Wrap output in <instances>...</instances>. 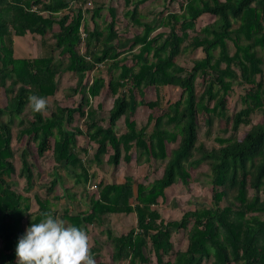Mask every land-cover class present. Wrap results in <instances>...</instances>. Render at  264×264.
Segmentation results:
<instances>
[{"label":"trees","instance_id":"obj_1","mask_svg":"<svg viewBox=\"0 0 264 264\" xmlns=\"http://www.w3.org/2000/svg\"><path fill=\"white\" fill-rule=\"evenodd\" d=\"M148 1L152 0H125L128 24L141 31L121 39L114 8H109L111 22L104 27L98 23L105 6L97 0H0V89L6 100L2 105L0 90V264H17L19 238L32 222L42 219L41 212L54 214L53 201L75 197L72 187H63L58 169L72 176L73 187L87 192L95 177L92 166L117 168L122 162L130 164L134 155L138 162L143 158L163 162L162 176L137 185L131 177L115 183L100 180L86 197L85 211L65 208L61 218L85 227L89 234L90 227L101 229L114 215L134 214L135 226L126 234L101 230L108 236L114 262L138 264L155 257L158 264H264V55L259 53L264 49V0H184L180 12H170L166 5L145 22L139 7ZM205 15L214 21L197 30V21ZM162 28L169 31L152 35ZM27 34L38 39L41 54L17 58L15 38ZM197 50L204 56L187 72L177 58ZM103 66L109 76H92ZM64 72L77 78L71 90V96H79L76 106L58 103V76ZM197 79L204 87L200 94ZM149 87H154L156 100L145 102ZM165 87L180 89V96L139 127L129 114L143 105L164 107ZM236 87L244 90L242 108L230 113L229 97ZM105 91L113 98L107 120L98 115L101 101L97 107L92 104ZM31 95L46 97L50 114L33 112ZM27 109L30 114L22 120ZM256 114L262 120L253 124ZM200 116L207 124V136L215 118L221 120L228 135L216 138L219 148L208 151L199 142ZM122 118L126 130L119 134ZM17 122L21 127L14 137ZM81 136L95 146L92 154L79 145ZM14 138L22 144L18 149L13 148ZM51 140L54 172L45 186L46 196H35L38 208L32 212L30 198L13 188L12 176L18 174L14 159L20 158L21 174L27 187H33L35 164L28 162L32 144L44 157ZM196 151L199 157L194 158ZM202 165L210 170L211 205L165 221L156 206L164 201L166 190L178 183L188 186L190 171ZM59 184L62 196L55 194ZM180 233L187 247L174 252L172 234ZM102 250L101 244L93 243L96 260Z\"/></svg>","mask_w":264,"mask_h":264},{"label":"rangeland","instance_id":"obj_2","mask_svg":"<svg viewBox=\"0 0 264 264\" xmlns=\"http://www.w3.org/2000/svg\"><path fill=\"white\" fill-rule=\"evenodd\" d=\"M170 1V0H169ZM184 0H174L173 2H166V0H157V1H148L145 4L139 7L140 18L142 21L150 22L153 20L155 15L165 9L166 5L169 6L170 12H180L181 5ZM97 4L104 5L105 8L102 11V17L98 18L97 21L100 26L104 27V25L111 22V16L109 13V8H114L116 10V18L119 20V24L117 25V29L119 30L121 39H131L133 35L139 33L141 31V27L133 26L132 24H128V19L125 17L124 13L126 11L125 0H97ZM132 9V6L130 7ZM90 19V15H89ZM214 21V17L205 15L197 21V30H200L207 24H210ZM92 25V22H89ZM55 30H58L57 26H55ZM167 28H162L154 32L152 35H155L160 32H168ZM231 53L234 52V47L232 43H229ZM14 48L16 49L17 58H34L40 56L41 49L39 45V41L37 38H34L30 34H27L24 37H16L14 42ZM136 52V50H135ZM259 53L264 55V49L260 50ZM15 54V55H16ZM127 56V63L131 65V54ZM204 55L201 50L197 51H189L185 54L180 55L177 58V62L179 65L184 67L187 72L191 71L194 65V61L202 58ZM114 71V70H113ZM103 74L105 76H109L106 72V67L103 66L101 70H97L93 73L92 76ZM58 81V90H57V99L58 103L63 107H72L76 106L79 102V96H71V90L75 87L77 83V78L74 74L69 72H64L60 74ZM202 80L197 79V92L200 94L203 91ZM1 91L3 89H0ZM181 94L180 89H174L171 87H165L162 96L164 107L160 109H150L147 106H141L136 113L129 114L132 119H135L138 126L142 127L147 125L148 116H158L165 111L167 104L172 103L178 99ZM244 94L243 88L236 87L235 91L231 92L230 95V113H234L239 111L242 108V104L240 101V96ZM145 102L156 100V91L154 87H149L145 91V95L143 97ZM1 101L2 105H5L6 100L3 95V91L1 93ZM101 101V109L98 110V115L104 120H107L109 117V110L113 103V98L110 96L109 92L105 91L100 98L93 100V105L95 107L98 106V103ZM30 109H27L25 113L21 116L22 120L29 116ZM46 115L50 114V111L45 113ZM5 119V118H4ZM3 119V120H4ZM78 119V116H77ZM79 120V119H78ZM262 120L260 114L253 115L252 123L257 124ZM79 125L82 126V120L78 122ZM19 122H17L14 126L13 132L14 137H16L17 130L20 128ZM153 125L149 126V131H151ZM250 129V126L244 127L239 133V138L243 136V134ZM126 130L124 119L122 118L118 122L117 132L119 134L124 133ZM207 124H205L204 119L200 116L199 118V128H198V139L199 142L203 144V147L206 150H212L214 148H219L220 144L217 141V137H225L228 135L223 132V127L221 124V120L219 118H215L214 124L212 126V134L207 136ZM225 134V135H224ZM80 146H87L90 154L93 153L95 148L88 145V140L84 136L78 138ZM12 145L14 149H18L22 144L13 139ZM50 146L48 147L45 156L39 157L37 155L36 144H32L31 153L29 156L28 162L34 163L35 167L32 168L33 172V187H27V181L24 175L21 174V160L17 156L14 159L16 164L18 174L12 176L13 188L18 193H21L25 197L30 198L31 204L33 206L32 212L37 210V203L35 200V196L39 195V197L43 198L46 196V188L48 186L49 181L54 172V161L52 154V145L53 140L50 141ZM177 145H170L169 149L176 147ZM134 155V154H133ZM133 160L130 164H126L122 162L119 167L114 168L113 166H109L108 164H104L100 169L92 166V170L95 171V177L90 179L88 184V191L82 192L79 187H73V178L69 173H67L64 169H58L61 176L64 178L63 187H72L71 194H75V197L72 200H63V201H53L52 202V210L54 214L59 216L60 213L65 208H69L74 211H85L87 209L88 198L92 192L96 190V184L100 180H104L106 182L115 183L125 181L127 177H131L134 180V184L138 183H148L155 179H158L162 176L164 163L160 161L150 160L147 161L145 158L138 162L135 155L133 156ZM199 157L198 152H195L194 158ZM89 165V163H88ZM40 168V169H39ZM91 170V171H92ZM191 180L188 186L183 185L182 183H178L170 187L166 190V196L164 201L160 200V204L156 206L159 212L162 215V218L166 221L168 220H177L181 217L183 212L194 210L196 208L210 206L212 203V190L209 184V174L210 170L207 165H202L199 169L191 170ZM63 187L59 184L55 190V194L62 196L63 195ZM252 194L253 191H250ZM225 203H222V205ZM54 205V206H53ZM136 219L134 214L129 215H114L112 216L108 224H104L101 229L92 228L89 229V235L92 238V245L94 242H98L103 246V250L100 258L97 259V262L103 261L106 264H128L125 260L121 262H114L111 258L112 246L109 243V239L107 235L101 234V230L105 228H110L112 234L114 236H120L122 234H126L131 228L135 226ZM172 241L174 244V252L178 250H185L187 247V241L185 236L180 234H172ZM1 247V241H0ZM150 262L146 263H138V264H158L156 262L155 257L150 258ZM173 260V257L171 258Z\"/></svg>","mask_w":264,"mask_h":264},{"label":"clouds","instance_id":"obj_3","mask_svg":"<svg viewBox=\"0 0 264 264\" xmlns=\"http://www.w3.org/2000/svg\"><path fill=\"white\" fill-rule=\"evenodd\" d=\"M29 106L45 114L46 97L31 95ZM42 219L26 229L16 246L17 264H97L92 255V238L83 226H75L52 211L41 212Z\"/></svg>","mask_w":264,"mask_h":264},{"label":"built area","instance_id":"obj_4","mask_svg":"<svg viewBox=\"0 0 264 264\" xmlns=\"http://www.w3.org/2000/svg\"><path fill=\"white\" fill-rule=\"evenodd\" d=\"M87 5H88V7H92V2H88V4H87ZM81 35H82L83 37L85 36V34H84V33H82Z\"/></svg>","mask_w":264,"mask_h":264},{"label":"crops","instance_id":"obj_5","mask_svg":"<svg viewBox=\"0 0 264 264\" xmlns=\"http://www.w3.org/2000/svg\"><path fill=\"white\" fill-rule=\"evenodd\" d=\"M14 50H15V54H16V49L14 48ZM15 56H17V54H16ZM99 103H100V102H99ZM99 103H98V104H99Z\"/></svg>","mask_w":264,"mask_h":264}]
</instances>
